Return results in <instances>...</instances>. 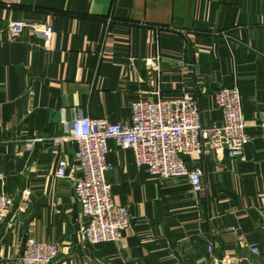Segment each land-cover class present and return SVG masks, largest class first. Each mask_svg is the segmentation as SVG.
Listing matches in <instances>:
<instances>
[{"label":"crops","instance_id":"1","mask_svg":"<svg viewBox=\"0 0 264 264\" xmlns=\"http://www.w3.org/2000/svg\"><path fill=\"white\" fill-rule=\"evenodd\" d=\"M10 21L51 26L48 48L28 32L11 40ZM157 58L159 69L146 65ZM221 86L241 94L244 158L185 157L205 174L193 195L187 180L161 182L136 166L131 150L109 142L107 182L133 225L123 252L113 243L85 245L78 146L52 139L66 137L78 116L130 123L133 103L185 94L199 101L204 125L220 123ZM263 113L264 0H0V193L15 200L0 226V264H20L30 238L60 245L54 264H214L209 242L217 259L264 264ZM29 140H37L33 152ZM61 158L69 170L59 180ZM23 196L29 209L11 228Z\"/></svg>","mask_w":264,"mask_h":264},{"label":"built area","instance_id":"2","mask_svg":"<svg viewBox=\"0 0 264 264\" xmlns=\"http://www.w3.org/2000/svg\"><path fill=\"white\" fill-rule=\"evenodd\" d=\"M27 32L43 41L48 48L52 38V28L48 24L27 21L8 23V33L13 41L20 40ZM145 63L150 68L159 69L161 60L148 59ZM215 100L223 119L210 126L203 124L199 101L185 94L180 99L159 98L133 103L130 123L111 124L107 120L78 116L66 137L52 139L55 147L61 146L66 139L73 140L78 146L76 159L82 177L76 181L75 195L81 207L79 232L85 245L113 243L123 252L127 248L124 233L133 225L129 208L113 202L111 186L107 182V173L112 169L107 161L109 142H113L118 150H131L136 166L161 182L187 180L193 195L204 189L205 174L199 167L189 169L185 157H202L207 151H215L231 159L244 158L250 137L239 89L221 86ZM260 127L264 132V113L260 118ZM36 142L27 141L26 149L33 152ZM68 170L69 163L64 158L59 159L55 177L65 179ZM14 206L13 197L0 193V226ZM28 209V200L23 196L9 226L15 228L20 225L19 217L25 215ZM248 250L255 257L261 255L258 248ZM208 252L214 264H242L244 260L227 256L217 259L210 242ZM59 254L60 245L57 242H39L30 238L24 244L20 264H54Z\"/></svg>","mask_w":264,"mask_h":264}]
</instances>
